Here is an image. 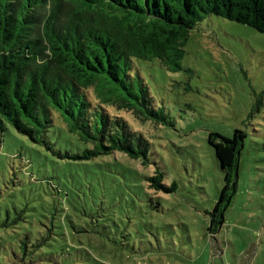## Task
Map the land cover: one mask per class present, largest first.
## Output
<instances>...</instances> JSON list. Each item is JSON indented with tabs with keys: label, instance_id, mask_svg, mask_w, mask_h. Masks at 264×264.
Wrapping results in <instances>:
<instances>
[{
	"label": "rangeland",
	"instance_id": "obj_1",
	"mask_svg": "<svg viewBox=\"0 0 264 264\" xmlns=\"http://www.w3.org/2000/svg\"><path fill=\"white\" fill-rule=\"evenodd\" d=\"M182 48L179 68L173 70L158 59L136 60L150 106L162 108L171 122L139 121L129 111L121 112L148 141L147 163L115 153L124 158L122 167L136 168L142 180L161 170L167 185L175 183L171 192H149L141 180L112 191L106 186L109 194L95 197L93 189L82 186L97 179L94 170L83 171L84 164L53 154L9 125L0 130V252L6 254V264H14L13 251L20 257L15 244L27 245L51 226L40 209L45 199L57 197L55 190L68 193V200L65 195L57 203L60 208L68 206L74 199L69 193L75 192L77 202L95 198L96 204L102 200L104 207L121 210V219L110 213L116 222L105 230L90 228L82 235L92 241L89 252L102 253L111 264H264V33L208 14ZM62 128L51 135L75 150V136ZM234 129L246 134L237 189L222 226L209 232L207 211L223 185V172L207 135L214 131L231 137ZM63 233L71 252L76 233L67 227ZM56 236L61 240L62 234ZM51 243L27 253L26 264H49L46 258L58 250Z\"/></svg>",
	"mask_w": 264,
	"mask_h": 264
},
{
	"label": "trees",
	"instance_id": "obj_2",
	"mask_svg": "<svg viewBox=\"0 0 264 264\" xmlns=\"http://www.w3.org/2000/svg\"><path fill=\"white\" fill-rule=\"evenodd\" d=\"M208 14L264 33V0H0V130L9 125L53 154L84 164L83 171L94 170L97 179L82 186L93 189L95 197L139 183V171L129 164L123 168L124 158L115 153L143 166L148 141L121 112L129 111L139 121L171 122L162 108L150 106L136 60L158 59L172 70L179 68L183 42ZM62 126L75 136V150L51 135L62 132ZM245 135L242 129H234L231 137L214 131L207 135L223 172V185L207 211L209 232L220 229L236 193ZM67 150L74 152L63 153ZM143 183L154 193L176 188L174 182L166 184L157 168ZM55 193L40 209L51 226L27 245L15 244L21 254L13 251L12 263L26 264L27 253L53 245L52 239L58 250L46 258L49 264H111L102 253H90L92 241L82 235L90 228L105 230L116 222L110 213L121 219V210L104 207L102 200L96 204L95 198L77 202L75 192L69 193L74 199L68 206L60 208L57 203L65 195L68 200V193ZM73 218L76 222H70ZM65 227L76 233L71 252ZM56 234H62L61 240ZM5 255L0 252V264H6Z\"/></svg>",
	"mask_w": 264,
	"mask_h": 264
}]
</instances>
